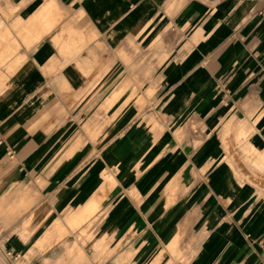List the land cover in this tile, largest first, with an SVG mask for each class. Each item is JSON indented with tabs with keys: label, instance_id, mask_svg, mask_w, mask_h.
Here are the masks:
<instances>
[{
	"label": "crops",
	"instance_id": "crops-1",
	"mask_svg": "<svg viewBox=\"0 0 264 264\" xmlns=\"http://www.w3.org/2000/svg\"><path fill=\"white\" fill-rule=\"evenodd\" d=\"M250 146L264 0H0V264H264Z\"/></svg>",
	"mask_w": 264,
	"mask_h": 264
},
{
	"label": "rangeland",
	"instance_id": "rangeland-1",
	"mask_svg": "<svg viewBox=\"0 0 264 264\" xmlns=\"http://www.w3.org/2000/svg\"><path fill=\"white\" fill-rule=\"evenodd\" d=\"M33 34L34 33H32L30 31V28H28L27 43H31V42L35 41ZM230 154H232V160L235 161L237 163V165L239 166L237 169L240 170L241 176H244L248 179L255 178L256 181H258L260 174L264 175V173H260L264 169L263 154L259 153L254 147H252V146L246 147L243 150V152H239V151L236 152V150H233L230 152ZM248 165H250V167ZM76 214L72 215L70 217H67V222H68L71 229H76V228L72 227L71 224L69 223L70 220L76 216ZM92 221H93V219H91L89 222L86 221L87 224L85 226H83V227L80 226L81 229H78L77 231L72 233L73 234L72 238L79 239V240H85V239H88V240L90 239L91 241L94 240L95 246L97 247V249L98 248L100 249V247H98V244H100L101 241L103 242L104 240H105L104 243H106V240L108 239V237L107 236H98L97 229L93 226ZM65 230H66V228L62 225V223L60 221H57L54 224L52 233L57 234V236H61L60 234L66 233ZM174 245H175V241H173L170 244V247L173 248ZM69 251L71 254L74 252L76 264H78L82 260L86 259L85 253H84L83 249L80 247L76 246V248L70 249ZM172 254L175 255L176 259L179 256L177 254V252H172ZM164 255H165V253L162 252L161 258H163ZM165 264H172V260H168Z\"/></svg>",
	"mask_w": 264,
	"mask_h": 264
},
{
	"label": "bare ground",
	"instance_id": "bare-ground-1",
	"mask_svg": "<svg viewBox=\"0 0 264 264\" xmlns=\"http://www.w3.org/2000/svg\"><path fill=\"white\" fill-rule=\"evenodd\" d=\"M98 209V203L92 200L91 202L88 203V205L86 206V208L84 210H81L79 213L76 214V216L74 218H72L70 220V224L72 227L77 228L82 226L86 221H88L92 214ZM16 210V209H15ZM13 211V210H12ZM66 231V230H65ZM63 234V233H62ZM60 234V235H62ZM105 241V240H104ZM104 241L100 244H98V247H102L105 243Z\"/></svg>",
	"mask_w": 264,
	"mask_h": 264
},
{
	"label": "built area",
	"instance_id": "built-area-1",
	"mask_svg": "<svg viewBox=\"0 0 264 264\" xmlns=\"http://www.w3.org/2000/svg\"><path fill=\"white\" fill-rule=\"evenodd\" d=\"M3 252V250H2V245L0 244V253H2ZM3 255H7V254H9V253H7V254H5V253H2Z\"/></svg>",
	"mask_w": 264,
	"mask_h": 264
}]
</instances>
